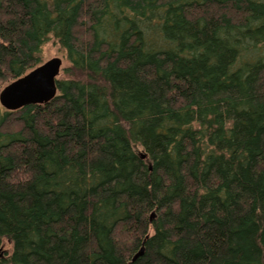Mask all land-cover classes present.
<instances>
[{"label": "trees", "instance_id": "16d2710c", "mask_svg": "<svg viewBox=\"0 0 264 264\" xmlns=\"http://www.w3.org/2000/svg\"><path fill=\"white\" fill-rule=\"evenodd\" d=\"M51 40L57 97L0 110V264H264V0H0V90Z\"/></svg>", "mask_w": 264, "mask_h": 264}, {"label": "water", "instance_id": "95a60500", "mask_svg": "<svg viewBox=\"0 0 264 264\" xmlns=\"http://www.w3.org/2000/svg\"><path fill=\"white\" fill-rule=\"evenodd\" d=\"M63 60L54 58L43 63L24 77L8 84L0 93V104L9 112L29 105H45L58 95L57 82L62 71ZM144 249L136 258L143 254Z\"/></svg>", "mask_w": 264, "mask_h": 264}, {"label": "rangeland", "instance_id": "374dc122", "mask_svg": "<svg viewBox=\"0 0 264 264\" xmlns=\"http://www.w3.org/2000/svg\"><path fill=\"white\" fill-rule=\"evenodd\" d=\"M54 58H60L63 60L62 71L59 76V79L66 78L65 70L69 68V63L67 62L65 54L63 50L60 48V46L54 40H51L43 48V63H46ZM3 89L0 90V93ZM0 110H2V112H4L3 110H5L1 104H0ZM10 250H11V245L8 242H6L5 245L2 247V249L0 250V255L4 256L6 255V253L9 254Z\"/></svg>", "mask_w": 264, "mask_h": 264}, {"label": "bare ground", "instance_id": "6f19581e", "mask_svg": "<svg viewBox=\"0 0 264 264\" xmlns=\"http://www.w3.org/2000/svg\"><path fill=\"white\" fill-rule=\"evenodd\" d=\"M42 65V64H41Z\"/></svg>", "mask_w": 264, "mask_h": 264}]
</instances>
